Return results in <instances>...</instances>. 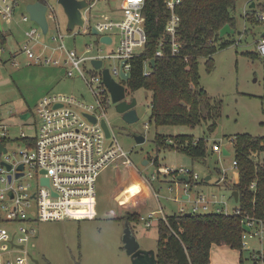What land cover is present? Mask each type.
Returning <instances> with one entry per match:
<instances>
[{"label":"rangeland","instance_id":"1","mask_svg":"<svg viewBox=\"0 0 264 264\" xmlns=\"http://www.w3.org/2000/svg\"><path fill=\"white\" fill-rule=\"evenodd\" d=\"M33 1L35 0H18L11 21L1 20L6 36L5 42L0 43L2 49L0 50V135L5 132L8 141L7 155L0 154V161L6 157H9L10 162L20 160L19 152L23 147L16 138H19L21 133L34 134L38 130L40 119L35 109L43 96L64 94L74 96L83 103L96 104L85 81L77 74L72 77L66 76L62 63L60 65L34 63L33 59H28L21 51L25 42L24 31L30 26L37 27L32 21L21 20V15L26 12V4ZM94 1L91 13L96 18L102 19L103 16L117 18L121 15L120 0ZM259 2L260 0H256V4ZM261 2L264 4V0ZM49 3L55 11L61 32H65L66 16L62 6L57 0H50ZM254 5L255 2L248 0L236 2L232 11L235 17V32L222 36L224 37L222 40H230L233 43L225 48H218L212 54L214 62L212 71H206L205 57L198 59L200 85L207 93L206 100L203 101L202 113L205 115L207 111L205 105L208 101V104L214 108L212 110L216 111L212 119L202 120L194 126H155L150 118L151 92L143 88L132 91L126 82L116 77L126 89V99L136 100L135 110L138 119L130 124L124 122L112 102L106 107V119L117 142L127 152L131 164H124V157L119 156L99 172L94 186L93 217L49 221L35 219L31 223L36 233L27 251L32 259L38 261L37 264H131L123 243L125 221L117 219L116 216L123 203L130 202L131 205L137 202L138 198L144 204L140 207V216L145 217L150 211H154L150 227H146L140 219L139 223L132 222L130 225L139 245L141 244L145 249H156L157 222L162 216L160 209L165 216L178 213L180 208L188 211L195 205L197 194L203 195L209 205L208 210L204 211L199 204L198 212L201 213L223 208L226 214H231L238 207L230 190L232 184L237 181L238 175L236 166L233 165L234 151L231 138L242 133L264 136V56L257 50V43L262 38L264 26L244 18L245 14L248 16L251 14L250 7ZM48 22L47 35L41 34L38 37L39 43L32 44L35 54L39 53L43 44L52 45L51 38L57 35L55 22L49 18ZM77 29L81 30V27ZM98 38L99 36L93 33L80 34L76 37L75 44L71 40H66V43L86 55H107L116 52L119 35L113 34L111 44L101 43ZM219 43L220 41L217 44ZM246 52H254L257 57L251 58L245 54ZM44 55H51L53 58H59L60 61L65 58L59 50L51 53V50L46 49ZM104 66L108 68L119 66V61L106 58ZM93 88H95L94 84ZM70 106L74 107V105ZM27 111L31 116L27 120H22L20 115ZM212 122L216 124L211 131L209 125ZM156 134L188 135L193 136L194 139L204 137L207 141V155L202 160H193L176 150H158L153 141ZM137 135L142 136L144 140L136 142ZM213 143L220 145L219 152L212 150ZM222 148H225L228 154L224 155ZM263 156L260 154L258 159H262ZM159 166H166L172 170L179 168L188 170L189 174L198 175L197 183L185 187V182L175 180L177 171L162 174L158 172ZM207 176L210 177L208 183H200ZM28 180V177H23L18 182ZM3 185L4 183L0 181V187ZM184 195L187 196L186 199L182 197ZM24 210L35 217V201L32 200V206L24 207ZM0 214L6 216L2 209ZM73 214L81 216L83 211H75ZM1 226L9 232L16 228L14 224L4 223ZM255 227L258 228L257 225ZM242 240L241 250L223 245H220L221 249L218 251L211 250L210 264H255V262L264 264L263 260L255 261L252 258L253 254L258 255L264 251V238L247 235ZM17 255L23 254L15 251L3 256V259H14ZM28 264L35 263L29 259Z\"/></svg>","mask_w":264,"mask_h":264},{"label":"built area","instance_id":"2","mask_svg":"<svg viewBox=\"0 0 264 264\" xmlns=\"http://www.w3.org/2000/svg\"><path fill=\"white\" fill-rule=\"evenodd\" d=\"M49 1H40L46 6L45 17L48 24L46 33L43 34L40 27L30 20L27 12L21 15L23 22L32 21L37 25V27L30 26L24 31L25 42L21 51L25 53L28 59H33L34 63L44 62L52 65L62 63L66 76L72 77L77 74L85 81L96 100V104L83 103L74 96L64 94L43 96L35 109L40 119L38 130L34 134L21 133L19 138H16L23 147L19 152L20 160L10 162L9 157H6L0 161V173H2L0 181L4 183L0 187V212L2 209L6 213V216L0 214V264H28L29 259L34 262L27 251V247L31 244L36 233L31 225L35 219L49 221L93 217L94 186L99 172L113 163L119 156L124 157V164H131L127 152L117 142L116 136L106 119V107L111 102V96L102 82V70L107 69L111 77L120 84L122 83L117 81L116 77L123 82L128 79L129 60L140 53L146 41L142 14L144 0H120L119 11L121 15L117 18L103 16L102 19L96 18L91 13L95 1H88V6L80 10L86 26L81 27V30L75 26L73 30H66L65 32H61L57 16ZM179 2L180 0H166V7L170 11V15L164 25V34L170 37V53L172 55L178 52L180 46L176 37L179 17L174 11L175 5ZM17 6L18 0H0V23L2 19L10 22ZM48 18L55 22L57 35L51 38L53 46L43 44L39 53L35 54L32 50V44L39 43L38 37L41 34L47 35L49 31ZM259 18L264 20L262 14H259ZM92 28L97 31V34L94 35L99 36V41L101 36L111 38L109 43L100 41L104 44L113 42V34L119 35L115 53L86 55L79 53L75 47L67 45L66 40H71L75 44L76 37L80 34H92ZM162 46L163 40L161 39L155 56L163 54ZM46 49L51 50V53L59 50L60 54L64 55V60L60 61L59 58H53L51 55H44ZM257 50L264 56V37L257 43ZM106 58L117 59L119 66L105 67L104 59ZM92 60H100L101 66L95 68L92 65ZM122 72L128 74L126 79L122 78ZM149 73V65L144 62L143 74L148 75ZM93 84L95 88H93ZM70 105H74V107ZM88 116L94 117L95 121H91ZM102 121L106 123L108 128V137L105 134ZM5 134L4 132L0 135L1 141L3 138L7 139ZM168 142L173 143L171 139ZM3 144L6 147V143L3 142ZM211 148L215 152H219L221 149L217 143H213ZM2 154L7 155V147L6 152ZM1 162L8 164L10 169H7L6 165ZM19 165H22L21 170L18 169ZM233 165L236 166L235 160H233ZM174 171H177V175L187 176V180L191 176L192 184L198 180V175L189 174L188 170L182 168L172 170L166 166L158 167V172L162 174H170ZM18 173H20L19 176H17ZM23 177H28L31 182L29 180L22 183L18 182ZM43 179L48 180V185L42 183ZM184 184L187 187L191 183L185 181ZM32 200L36 204L35 217L24 210V207L32 206ZM194 204L188 211L180 208L178 214L198 212L199 204L204 211L209 208L208 201L200 194H197ZM90 208L93 210V214L90 216L73 214V211H87ZM159 211L162 213L159 219H165L162 209ZM213 212L226 213V210L217 208ZM234 212L238 213L239 211L234 209ZM153 214L154 211H150L145 217L140 216L139 219L144 222L146 227H150ZM4 223L14 224L16 228L9 232L1 226ZM243 224L249 229L243 232L242 239L246 238L247 235H258L264 238V221L245 217ZM256 225L258 228L255 227ZM254 227L256 229L253 231ZM15 251L23 255H17L14 259H3V256ZM252 258L255 261H264V251L258 255L253 254ZM255 264L257 263L255 262Z\"/></svg>","mask_w":264,"mask_h":264},{"label":"trees","instance_id":"3","mask_svg":"<svg viewBox=\"0 0 264 264\" xmlns=\"http://www.w3.org/2000/svg\"><path fill=\"white\" fill-rule=\"evenodd\" d=\"M237 1L180 0L174 7L179 17L176 37L180 46L178 52L172 55L170 37L164 34V25L170 15L166 0H144L142 14L146 41L140 53L129 60L130 70L126 83L132 91L143 88L151 92L150 118L155 126H194L215 116L216 111L212 110L214 108L208 101L205 115L202 113L207 93L200 85L198 59L206 58V71L210 72L214 68L212 54L218 48L233 43L222 40L224 37L219 35V30L225 24L235 29L232 11ZM248 1L255 2V5L250 7L251 14H245L244 18L264 26V20L259 18V14H264V4L261 0L258 4L256 0ZM5 36L2 29L1 44L5 42ZM161 39L163 54L155 56ZM245 54L251 58L257 57L254 52ZM144 62L150 68L148 75L143 74ZM215 124L212 122L209 130L212 131ZM169 139L173 143L168 142ZM2 141L6 143L8 139L3 138ZM153 141L158 150H176L193 160H202L207 155V141L204 137L194 139L188 135L156 134ZM231 142L238 175L230 190L237 192L238 207L235 209L239 212L175 213L159 219L155 254L157 264H207L213 244L226 245L234 250L243 248L242 234L245 229L242 224L245 217L264 221V156L258 159L260 154L264 155V136L242 133L233 136ZM187 182L193 183L191 176ZM206 182L205 179L200 181ZM143 205L139 198L131 205L130 202L123 203L116 217L127 221L129 226L132 222L139 223L140 207Z\"/></svg>","mask_w":264,"mask_h":264},{"label":"water","instance_id":"4","mask_svg":"<svg viewBox=\"0 0 264 264\" xmlns=\"http://www.w3.org/2000/svg\"><path fill=\"white\" fill-rule=\"evenodd\" d=\"M58 4H60L63 8L64 14L66 16V30L71 31L74 29L75 26L78 27H85L86 23L85 20L82 18L80 10L86 8L88 6L87 0H57ZM252 5V4H251ZM45 10L46 6L40 2V1H33L25 6V11L28 13L30 20L34 21L41 29L42 33H46L48 29V24L45 17ZM0 31H2V26L0 23ZM91 32L93 34H97V31L92 28ZM235 30L230 27L229 24H225L220 30L219 35L225 36L230 33H234ZM261 37H264V31L261 33ZM101 42L109 43L111 41V38L109 36H101L100 37ZM153 60H151V64H153ZM92 65L95 68H99L101 66L100 60H92ZM121 76L123 79H126L128 77V74L126 72H122ZM102 82L107 87L109 94L111 96V102L115 105V110L117 113L121 115V118L126 123H133L138 119L135 105L136 100L132 98L130 101L126 99L125 94V87L116 82L111 75L109 74L107 69L102 70ZM30 117V113L24 112L20 115V118L22 120H27ZM88 118L91 121H95L94 117L88 116ZM102 126L105 130V134L108 137L109 131L106 126V123L102 121ZM136 142H142L144 138L142 136H135ZM6 152V147L4 146L3 142L0 139V154ZM222 153L224 155L228 154V151L225 148H222ZM2 164H5L4 162H1ZM147 162L145 161L144 164ZM7 169H10V166L8 164H5ZM19 170L22 169V165H19ZM20 173L17 174L19 176ZM10 179V177H9ZM177 180L181 181L187 180V176L185 175H178ZM205 180H208V176L205 178ZM42 183L44 185H48V180L43 179ZM11 196V195H10ZM231 196L233 197L234 201L237 202L238 195L236 191H231ZM185 214L189 215V212H186ZM242 228L245 230H248L249 227L245 224L242 225ZM123 243H124V249L127 252V254L130 256L131 264H157L155 252L153 250H144L140 248V245L138 241L136 240L129 224L127 221H125V228L123 233ZM19 248H22V246H19ZM35 263H38L37 260H34Z\"/></svg>","mask_w":264,"mask_h":264},{"label":"crops","instance_id":"5","mask_svg":"<svg viewBox=\"0 0 264 264\" xmlns=\"http://www.w3.org/2000/svg\"><path fill=\"white\" fill-rule=\"evenodd\" d=\"M177 176L178 175H175V180L176 181H179V180H177ZM208 180H210V177L208 176ZM208 180H206L207 182L206 183H208ZM182 181V180H181ZM180 181V182H181ZM187 181V180H186ZM185 182V181H184ZM183 198H185L186 199V195H184V196H182ZM133 232V231H132ZM157 238H158V233H157ZM223 246H225L226 247V245H223ZM140 248H142V249H144V250H153L154 252H155V254H156V249H145L144 247H142L141 246V244H140ZM218 249H221L220 248V245H215V244H213L212 246H211V249H210V253H211V250H214V251H218ZM37 264V263H36ZM207 264H210V262L209 263H207Z\"/></svg>","mask_w":264,"mask_h":264},{"label":"bare ground","instance_id":"6","mask_svg":"<svg viewBox=\"0 0 264 264\" xmlns=\"http://www.w3.org/2000/svg\"><path fill=\"white\" fill-rule=\"evenodd\" d=\"M78 211H83L82 215L86 214V215H89V216L93 213V210L91 208L88 209L87 211L86 210H78ZM73 212H75V211H73Z\"/></svg>","mask_w":264,"mask_h":264},{"label":"flooded vegetation","instance_id":"7","mask_svg":"<svg viewBox=\"0 0 264 264\" xmlns=\"http://www.w3.org/2000/svg\"><path fill=\"white\" fill-rule=\"evenodd\" d=\"M130 100H131V99H130ZM130 100H129V101H130ZM30 116H31V114H30Z\"/></svg>","mask_w":264,"mask_h":264}]
</instances>
